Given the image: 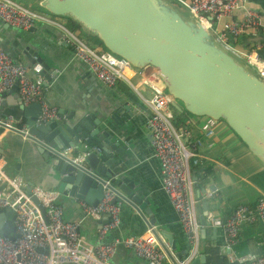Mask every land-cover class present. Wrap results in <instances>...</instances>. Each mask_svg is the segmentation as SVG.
Listing matches in <instances>:
<instances>
[{
    "label": "water",
    "instance_id": "95a60500",
    "mask_svg": "<svg viewBox=\"0 0 264 264\" xmlns=\"http://www.w3.org/2000/svg\"><path fill=\"white\" fill-rule=\"evenodd\" d=\"M39 6L53 17L80 24L108 52L133 67H155L177 111L223 121L264 165V81L190 13L184 14L168 0H40ZM20 39L8 43L0 39V46L12 60L21 56L28 62L44 85L60 81L57 69L37 55L31 41ZM260 41L264 35L257 33L242 36L239 42L252 46ZM258 53L264 58V50ZM82 78L75 82L79 97L60 105L58 118L36 123L41 114L38 103L14 112V121L24 119L29 133L37 136L26 139L30 146L23 148L33 158L38 155L36 165L45 174L36 184L89 205L97 204L107 190L113 202L128 203L143 217L152 215L148 200L139 196L135 183L125 176V163L119 161L122 147L113 141L131 116L127 102L103 99L99 87L87 80L89 76ZM12 86L17 89L16 84ZM5 116L6 112H0V118ZM45 179L49 185L43 183ZM26 185L30 189L34 182L28 180ZM32 200L38 203L34 196ZM205 215L206 211L201 222ZM14 218L8 208L0 211L1 234L15 236ZM107 219L108 214H102L99 222ZM145 221L151 226L154 219ZM204 261L203 254H194L184 264Z\"/></svg>",
    "mask_w": 264,
    "mask_h": 264
},
{
    "label": "crops",
    "instance_id": "0c3cea01",
    "mask_svg": "<svg viewBox=\"0 0 264 264\" xmlns=\"http://www.w3.org/2000/svg\"><path fill=\"white\" fill-rule=\"evenodd\" d=\"M14 1L35 9L43 16H49L48 20L37 21L28 30H16L10 26L6 28L0 22V39H3V43H8V40H14L15 37L21 38L20 41L24 40L26 43L31 41L36 47L37 55L57 69L60 81L53 80L47 85L43 82V96L49 108L56 109L58 115L60 105H63L66 100L71 101L79 97L75 82L83 80L82 77L86 75L89 76L87 79L89 82L99 87L104 96L103 99L110 102L126 101L130 108L131 116L122 128H118L113 141L117 140L119 146L122 147L123 156L119 157V161L125 163V176L135 183L139 196L148 200L147 205L150 206L152 215L143 217L132 205L125 202L120 203V224L110 229L105 239L111 240L124 235H142L148 233L149 230L154 231L158 236V244L166 255L162 264L180 262L184 264L194 254L204 255L203 264H244L238 260L240 257L247 254L264 253V232L261 224L257 222L245 223L240 227L238 240L232 248L233 254L229 255L224 249L222 226L224 221L238 204L253 206L257 199L264 195V165L252 155L239 137L221 120L216 121L213 135L205 137L202 125L207 117L195 116L187 111H177L172 105L174 100L169 104V110L176 123L179 122L178 125L187 126L191 130V135L185 142L186 147L188 148V143L197 137L202 138L203 141L202 146L198 148L200 163L191 169L190 197L198 223L197 239L192 242L184 234L178 216L162 189L159 162L153 156L150 129L147 125L148 116L151 114L148 100L152 96V90L149 85L142 83V79L152 83L150 77L155 73L154 69L150 67L127 69L124 71L125 78L117 79L114 86L108 87L98 80L74 54L72 48L61 40L63 31L59 25L74 34L75 32L82 33L87 42L76 35L83 42L96 46L98 51H104V47L94 40V35L92 36L82 26L75 27L74 32L69 27L73 25L66 17H53L38 11L40 0ZM250 1L252 5L260 9L263 16V27L255 33L246 35L257 33L264 35V0ZM241 37L238 38L237 47L239 48L248 49L256 43L254 42L252 46H241L239 42ZM13 61L26 66L29 79H43L21 56ZM12 87L5 89L0 95L2 98L0 112H6L5 117L12 115L13 118L14 112L16 113L20 106H27L31 103L40 105L39 102L24 103L20 98L18 87L17 89L14 87L12 89ZM5 100H7V107H3L2 111ZM41 114L36 123L44 122L41 120ZM14 123L29 129L24 119L14 121ZM26 139L19 133L2 129L0 159L4 163L3 170L7 176H20L26 182L29 180L37 185V182H42L45 174L41 173L42 169L36 165L34 158H38V155L33 158L23 150L30 146ZM122 163L121 166H123ZM43 183L49 185V180L45 179ZM106 192L113 199V194L107 190ZM76 199L59 195L56 203L62 205L65 220L79 222L81 238L94 245L99 242L98 229L104 221L101 223L100 218L84 216L80 204L83 200ZM205 211L204 222H201V216ZM152 217L154 221L151 222V226H148L145 219L152 221ZM211 218L218 220L220 224L213 225ZM187 254L188 257L184 258ZM138 262L140 259L133 251L118 248L108 264H137Z\"/></svg>",
    "mask_w": 264,
    "mask_h": 264
},
{
    "label": "built area",
    "instance_id": "2783aa9c",
    "mask_svg": "<svg viewBox=\"0 0 264 264\" xmlns=\"http://www.w3.org/2000/svg\"><path fill=\"white\" fill-rule=\"evenodd\" d=\"M185 8L202 23L212 35L228 50L249 65L264 81V58L258 53L264 50V41L256 42L248 49L237 47L239 37L257 32L263 27V16L250 0H173ZM35 9L14 0H0V20L16 30H28L37 21L48 20ZM62 29L61 40L72 48L74 54L88 67L89 71L104 85L112 87L119 78H125L124 71L135 68L124 58L107 50L98 51L96 46L83 42L69 29ZM151 82L143 81L152 90L148 100L151 114L147 125L150 129L153 156L159 162L161 186L175 210L179 223L187 238L195 242L198 223L190 197L191 169L199 161L198 148L202 138L185 142L191 135L187 126H180L169 110L173 100L166 91L157 69ZM140 68V69H143ZM16 84L24 103L39 102L42 108L41 120L57 118V111L49 108L43 96V79H29L27 68L15 62L0 46V95L5 89ZM2 98L0 96V106ZM216 120L207 118L202 125L203 135L214 133ZM0 127L26 138L36 139L25 127L17 126L11 116L0 118ZM0 159V211L8 208L14 212V237L0 233V264H108L118 248L133 251L140 259L137 264H162L165 253L161 250L156 236L150 230L142 235L117 236L106 240L110 229L120 224L121 204L112 201L108 192L95 205L81 202L84 216L95 219L107 213L108 219L98 229L99 242L90 244L79 232V222L63 217L61 204L56 200L59 193L33 185L27 189L26 181L20 176H7ZM34 196L38 203L32 200ZM77 200V199H76ZM43 208V211L41 210ZM260 223L264 232V195L253 206L238 204L222 224L224 249L233 254L240 227L245 223ZM213 225L220 222L211 218ZM244 264H264V253L247 254L238 259ZM171 264V263H170ZM178 264H183L182 262Z\"/></svg>",
    "mask_w": 264,
    "mask_h": 264
},
{
    "label": "rangeland",
    "instance_id": "374dc122",
    "mask_svg": "<svg viewBox=\"0 0 264 264\" xmlns=\"http://www.w3.org/2000/svg\"><path fill=\"white\" fill-rule=\"evenodd\" d=\"M17 1H21V0H17ZM23 1V0H22ZM170 1V3H173V5H175L180 11H182L184 14H186V9L181 7L179 4H177L176 2H174L173 0H168ZM38 11L40 12H43V13H46V14H49L50 16H52L50 13H48L47 11H45L43 8H38ZM68 24V23H67ZM72 30V29H71ZM75 30V28H74ZM73 30V31H74ZM75 32V31H74ZM82 40L86 41V37L85 35H82V33H78V32H75ZM92 36H93V33L89 32ZM90 38V37H89ZM90 40L92 41V39L90 38ZM87 42V41H86Z\"/></svg>",
    "mask_w": 264,
    "mask_h": 264
},
{
    "label": "trees",
    "instance_id": "16d2710c",
    "mask_svg": "<svg viewBox=\"0 0 264 264\" xmlns=\"http://www.w3.org/2000/svg\"><path fill=\"white\" fill-rule=\"evenodd\" d=\"M67 20L69 21V23H71L73 26H69V27H71L72 28V30L75 28V27H81V25L80 24H78V23H76L75 21H73V20H71V19H69V18H67ZM93 38H94V40L100 45H102V43H101V41L94 35L93 36ZM239 40V39H238ZM238 40H237V42H238ZM105 49V48H104ZM106 50V49H105ZM181 115V114H180ZM177 124H180L179 122H177Z\"/></svg>",
    "mask_w": 264,
    "mask_h": 264
},
{
    "label": "bare ground",
    "instance_id": "6f19581e",
    "mask_svg": "<svg viewBox=\"0 0 264 264\" xmlns=\"http://www.w3.org/2000/svg\"><path fill=\"white\" fill-rule=\"evenodd\" d=\"M129 72V71H128Z\"/></svg>",
    "mask_w": 264,
    "mask_h": 264
}]
</instances>
